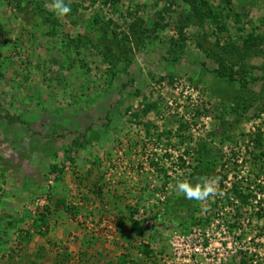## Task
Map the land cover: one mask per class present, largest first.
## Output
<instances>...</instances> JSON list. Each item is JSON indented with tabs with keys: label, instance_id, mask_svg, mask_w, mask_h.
<instances>
[{
	"label": "rangeland",
	"instance_id": "374dc122",
	"mask_svg": "<svg viewBox=\"0 0 264 264\" xmlns=\"http://www.w3.org/2000/svg\"><path fill=\"white\" fill-rule=\"evenodd\" d=\"M207 1L224 32L181 33L183 0H65L62 19L47 0H0V259L41 262L51 245L91 264L106 216L144 264L198 233L202 264H264V0ZM250 33L243 61L223 53ZM199 176L217 194L186 198L177 182Z\"/></svg>",
	"mask_w": 264,
	"mask_h": 264
},
{
	"label": "crops",
	"instance_id": "0c3cea01",
	"mask_svg": "<svg viewBox=\"0 0 264 264\" xmlns=\"http://www.w3.org/2000/svg\"><path fill=\"white\" fill-rule=\"evenodd\" d=\"M114 218H116V216ZM109 219L110 217L104 216L100 223V228H102L101 233H98L97 235L93 236L92 242L88 244L90 245V249H88V254L89 257L92 258L91 264H144V260L142 259V253L139 251L138 252L140 254H136L135 252H133V249H135V247H132V244H130V241L133 238V234H131L130 232H128V234H121L120 232H115L113 230V236L107 235L110 230H106L105 228H108L106 226L109 222ZM82 239L86 240V237L83 236V238H79V240L74 239V241L73 239H71V242H68V245L71 246L70 251L71 249L76 250L78 248V250L81 249V251L79 252H82L86 247L85 242H81ZM51 248L52 246L49 245L48 253L47 251H45L41 258L40 256H37L38 258L42 259L40 260L41 262L35 259V257H29L27 255L28 257L26 256L27 259H25L29 261V263H25L22 261V257L17 255L16 253L12 254V252H10L11 254L8 256V258H6V261H8V263L0 259V264H65L68 263L69 259H71L70 257L74 255H70V253H64L63 251L58 252L59 254H57V252L52 251ZM131 256L134 257L131 258ZM134 258H136L135 261ZM60 259L61 261H63L61 262ZM158 260H160L158 262L159 264H163V262L161 261V257ZM147 262L150 261L147 260L145 264H149Z\"/></svg>",
	"mask_w": 264,
	"mask_h": 264
},
{
	"label": "trees",
	"instance_id": "16d2710c",
	"mask_svg": "<svg viewBox=\"0 0 264 264\" xmlns=\"http://www.w3.org/2000/svg\"><path fill=\"white\" fill-rule=\"evenodd\" d=\"M226 2V6L228 8H231V3L232 0H224ZM183 2L187 5L190 6V13L186 14V16L181 18V21L183 20V28L181 30H184L185 27L191 26V25H197V26H204L206 27L207 24L211 23L215 25L218 28L219 32H224L227 29L226 23H225V17L228 15H225L224 12L215 10L214 8L211 7V4L207 0H183ZM238 16V15H237ZM47 22H49V19H46ZM185 22V23H184ZM135 28L133 27L132 30ZM257 37L250 33L247 38H245V45H244V50L241 51V49L233 47L230 49L228 46L227 47H222L223 53L230 54L231 57L237 58V62H241L244 60V58L248 57L249 53L248 50L249 48L253 46L252 43L257 42ZM252 44V45H251ZM248 48V49H247ZM221 58H219V62L224 66L227 67L229 64L232 63L233 59L232 58H225L224 54H221ZM227 60V61H226ZM230 70H233L230 68ZM151 111V106L146 105L145 108L142 110L144 115H147ZM147 127H150V124H146ZM150 129L148 128V131ZM256 142L258 146H262L263 143L260 141V138L256 139ZM135 222L134 226V232L136 233H142V226L140 225L139 222ZM148 253V252H147Z\"/></svg>",
	"mask_w": 264,
	"mask_h": 264
},
{
	"label": "clouds",
	"instance_id": "9594fccd",
	"mask_svg": "<svg viewBox=\"0 0 264 264\" xmlns=\"http://www.w3.org/2000/svg\"><path fill=\"white\" fill-rule=\"evenodd\" d=\"M57 18H64L71 12V8L65 0H47L46 5ZM218 177L199 176L195 181L189 179L179 180L177 189L186 198L203 201L218 192Z\"/></svg>",
	"mask_w": 264,
	"mask_h": 264
},
{
	"label": "built area",
	"instance_id": "2783aa9c",
	"mask_svg": "<svg viewBox=\"0 0 264 264\" xmlns=\"http://www.w3.org/2000/svg\"><path fill=\"white\" fill-rule=\"evenodd\" d=\"M199 235L181 234L180 239L173 242L171 254L165 257L166 264H202L200 257L210 245L206 248L200 245L203 239Z\"/></svg>",
	"mask_w": 264,
	"mask_h": 264
}]
</instances>
